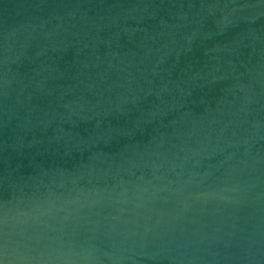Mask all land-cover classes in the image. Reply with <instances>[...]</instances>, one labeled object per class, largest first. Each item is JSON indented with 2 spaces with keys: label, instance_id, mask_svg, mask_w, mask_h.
<instances>
[{
  "label": "water",
  "instance_id": "1",
  "mask_svg": "<svg viewBox=\"0 0 264 264\" xmlns=\"http://www.w3.org/2000/svg\"><path fill=\"white\" fill-rule=\"evenodd\" d=\"M0 264H264V0H0Z\"/></svg>",
  "mask_w": 264,
  "mask_h": 264
}]
</instances>
